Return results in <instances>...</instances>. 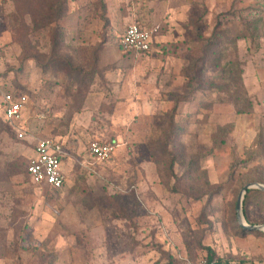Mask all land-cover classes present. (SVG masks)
<instances>
[{
	"label": "rangeland",
	"instance_id": "obj_1",
	"mask_svg": "<svg viewBox=\"0 0 264 264\" xmlns=\"http://www.w3.org/2000/svg\"><path fill=\"white\" fill-rule=\"evenodd\" d=\"M54 2L0 0L4 75L19 86L22 41L41 36L49 52L52 30L30 28ZM84 10L88 33L110 46L131 24L160 28L150 56L125 65L104 56L101 68L107 45L98 53L110 83L141 103H30L20 139L0 99V264H264V232L237 219L244 188L264 185V0H92ZM58 136L65 187H36L27 174L36 140ZM99 139L119 145L108 161L87 158ZM249 191L245 224L264 226V198Z\"/></svg>",
	"mask_w": 264,
	"mask_h": 264
},
{
	"label": "crops",
	"instance_id": "obj_2",
	"mask_svg": "<svg viewBox=\"0 0 264 264\" xmlns=\"http://www.w3.org/2000/svg\"><path fill=\"white\" fill-rule=\"evenodd\" d=\"M94 1V0H93ZM92 2V0H70V15H69V23L64 24L66 28L69 27L71 29L70 34L69 30L66 29L65 43L71 47H78L79 45H89V44H100L102 42V36L98 37L92 31V33H88V28H93L90 25L85 26L90 19L86 17L82 22V12H86L84 10L88 4ZM87 9V8H86ZM82 24H84L82 26ZM143 28L147 29L145 26L140 25ZM121 34L114 41V47L110 46V40H108V36L106 39V47L100 53V66L101 68L109 65L110 60L114 62H118L119 64L125 65L129 60H140L141 57L150 56V54L136 56V55H125L118 49V40L122 37ZM33 45L38 46V50L40 53H46L48 51L47 46L45 44L44 38L41 36L31 38ZM154 45V44H153ZM118 50V51H116ZM106 56L109 61L104 62L103 58ZM10 59L6 54L0 55V80L7 87L8 90L20 91L21 94H24L28 97V105L23 110V121L17 126L20 131H24L25 134L29 132V129L26 127V118L29 114V105L30 103H96L93 108H97L98 110L103 107L102 103H141L140 99H135V93L129 91L128 94H121V89L119 86L112 85L108 78L110 73L103 72V76L106 75V79L100 80L97 79L94 84L90 86V88L85 91V93L79 94V84L77 75H73L71 71L66 67V65L60 67L57 64L50 66V68L46 72H42L39 68L36 67L35 63L32 60H27L23 63V80L20 83V86L17 85V82H14L13 78H8L4 75L6 71L7 64H9ZM130 62V61H129ZM14 65V64H13ZM102 70V69H101ZM6 79L4 78V76ZM2 104V103H1ZM87 104L85 109L87 108ZM137 109V105L134 106ZM86 112V111H85ZM131 113V111H130ZM85 116L84 112L81 115ZM94 123L96 124L95 118H93ZM97 124L94 126L96 127ZM99 129V128H98ZM97 132V129L95 131ZM99 135H96V138ZM103 136V135H102ZM101 137V136H100ZM46 138V137H45ZM44 139V138H39ZM56 141H59L65 150L66 140L64 137H54L52 138ZM36 140V141H38ZM101 142H110L104 141L103 139H99ZM37 145V144H36ZM89 147V145H88ZM66 152V151H65ZM35 149L33 151L32 158L35 156ZM68 156V155H67ZM66 156V157H67ZM65 157V158H66ZM63 159V162L65 160ZM87 158L92 159L89 155L87 149ZM63 173L66 175L64 164L62 163ZM67 177V176H66Z\"/></svg>",
	"mask_w": 264,
	"mask_h": 264
},
{
	"label": "built area",
	"instance_id": "obj_3",
	"mask_svg": "<svg viewBox=\"0 0 264 264\" xmlns=\"http://www.w3.org/2000/svg\"><path fill=\"white\" fill-rule=\"evenodd\" d=\"M160 28L145 29L138 24L129 25L118 45L126 55H147L152 50L154 38ZM14 90H8L0 80V99L3 105V114L18 137L23 139L24 131L17 128V124L23 121V110L28 105V97L24 94H16ZM119 145L114 142L91 141L89 143V155L99 162L108 161L116 153ZM35 156L27 167V174L36 187L45 186L53 191H61L66 184V177L62 170L63 159L67 156L63 145L52 138L40 139L37 142ZM215 263V262H214ZM183 264H209L206 260L198 262L185 259Z\"/></svg>",
	"mask_w": 264,
	"mask_h": 264
},
{
	"label": "trees",
	"instance_id": "obj_4",
	"mask_svg": "<svg viewBox=\"0 0 264 264\" xmlns=\"http://www.w3.org/2000/svg\"><path fill=\"white\" fill-rule=\"evenodd\" d=\"M57 4L52 5L51 9H47L43 12V17L36 20L35 15L32 17V13H28L32 17L30 33L40 32L41 30L49 27L52 31L50 35L51 47L47 55L40 53L37 49V45H33L30 35L25 38V41H22V59L23 62L27 60H32L36 67L39 68L42 72H46L51 65L61 61L66 64L68 69L72 73H77L81 77V83L79 85V94L85 93L92 84H94V78L100 77L103 74V70L98 67V53L106 45V39H103L102 42L97 46V48H81V47H71L65 43V36L63 27L59 22L67 15L68 6L66 0H56ZM54 2V4L56 3ZM43 22L44 24L40 25L39 23ZM216 34L212 35V40L209 41V47L214 50L213 53H221L222 44L218 41H215ZM118 49L122 51L121 47L118 45ZM126 55V54H125ZM219 66V61L214 60ZM227 79V83H229ZM11 126V125H10ZM12 128V127H11ZM12 130H14L12 128ZM15 132V131H14ZM9 134V133H8ZM51 190V189H50ZM53 191V190H52ZM248 195L250 196H260L264 198V192L251 190ZM247 195V196H248ZM248 201V198H246ZM209 264H249L247 262L239 263H224L219 261L214 263L213 256L209 257L207 260Z\"/></svg>",
	"mask_w": 264,
	"mask_h": 264
},
{
	"label": "water",
	"instance_id": "obj_5",
	"mask_svg": "<svg viewBox=\"0 0 264 264\" xmlns=\"http://www.w3.org/2000/svg\"><path fill=\"white\" fill-rule=\"evenodd\" d=\"M249 190H259L261 192H264V185L262 184H252L248 185L244 188L243 192L239 196L238 204H237V219L238 222L241 224V226L245 229L251 230V231H260L264 232V226H249L245 225V219L243 215V201L244 197L247 194Z\"/></svg>",
	"mask_w": 264,
	"mask_h": 264
},
{
	"label": "bare ground",
	"instance_id": "obj_6",
	"mask_svg": "<svg viewBox=\"0 0 264 264\" xmlns=\"http://www.w3.org/2000/svg\"><path fill=\"white\" fill-rule=\"evenodd\" d=\"M246 225V224H245Z\"/></svg>",
	"mask_w": 264,
	"mask_h": 264
}]
</instances>
